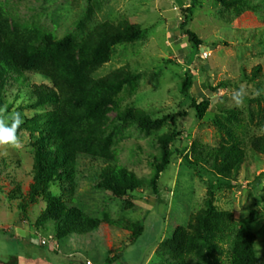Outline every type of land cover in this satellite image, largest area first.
I'll return each instance as SVG.
<instances>
[{
  "label": "rangeland",
  "instance_id": "rangeland-1",
  "mask_svg": "<svg viewBox=\"0 0 264 264\" xmlns=\"http://www.w3.org/2000/svg\"><path fill=\"white\" fill-rule=\"evenodd\" d=\"M0 24L23 40L69 37L72 73L91 83L119 70L135 76L96 115L84 109L90 117L71 135L95 126L86 152L77 146L59 181L35 199L36 153L62 141L45 123L57 108L34 107L33 85H49L47 78L30 74V86L8 79L0 120L10 126L20 113L23 123L18 145L0 144V263L18 256L106 264L122 254L113 264H229L234 244L251 234L256 264H264V0H0ZM112 24L142 34L117 45L108 62L83 66L77 47L87 39L99 43V30ZM188 31L202 45L195 46ZM241 86L246 95L237 106L233 95ZM193 100L210 101L204 119ZM128 109L154 119L177 115L178 124L143 130L121 121ZM167 140L170 164L156 179ZM229 151V162L214 161ZM109 167L132 175L134 190L124 184L122 197L110 191ZM19 187L28 205L24 221L21 202L9 198ZM52 198L99 226L87 221L79 234L57 239L54 221L40 223ZM17 226L32 232L29 241ZM138 227L144 233L131 244Z\"/></svg>",
  "mask_w": 264,
  "mask_h": 264
},
{
  "label": "trees",
  "instance_id": "trees-1",
  "mask_svg": "<svg viewBox=\"0 0 264 264\" xmlns=\"http://www.w3.org/2000/svg\"><path fill=\"white\" fill-rule=\"evenodd\" d=\"M216 1L220 2V0ZM223 3L226 6L232 5L230 2ZM189 14H191V11H189ZM185 18L188 20L187 15H185ZM122 26H114L113 24L103 26L98 32L100 42L97 44L93 39H87L80 43L77 49L79 50L81 64L83 66L91 64L96 68L110 60L112 51L117 45L132 43L140 38L142 33L136 27ZM188 35L195 46L202 45L194 33L188 31ZM35 38L34 40L16 38L3 24H0V106L6 104V84L9 78H15L16 82L30 86L28 75L35 74L47 78L49 85L41 87L33 85L32 94L36 101L34 107L52 105L57 108L52 114H48L45 123L52 128L50 130L55 131L61 137L62 141L49 149L40 148L36 153L33 167L34 184L30 193L32 199L40 195L48 185L59 181L58 179L62 176L64 168L69 165L70 159L75 158V154L78 152L77 146L80 147L79 150L81 151L79 152H86L83 146H86L89 138L96 133L95 126L71 135L76 126L80 125L85 118L90 117V114H85L84 109L89 108L90 113L96 115L101 108L112 104L113 99L135 81V76L126 70L116 71L111 76L94 83H91L86 76L76 75V77L73 74L75 71L70 68V64L75 58L69 48V37L57 42L53 38L41 34L36 35ZM187 90L188 88L185 87L184 91L187 92ZM192 105L199 120L205 118L211 107L209 100H193ZM178 118L177 115H166L154 119L144 110L128 109L121 117V121L124 123H138L141 129L149 131L159 130L165 124L176 127ZM62 135L65 136V139ZM170 145L171 141L168 140L163 143L164 158L158 166L156 179L170 164ZM233 157L234 152L229 151L221 156L217 154L216 157L214 156V161L217 163L222 158L226 164ZM107 171L109 176L105 181L106 185L117 197H122L125 194L124 184L129 185L134 190L131 181L132 175L128 172L116 167H109ZM224 171L225 169L222 172L224 173ZM23 194L22 189L19 187L17 192L11 194L9 198L21 202L18 210L20 218L24 221V219H27L28 205L25 204L26 197ZM48 221L55 222L57 239L67 237L73 232L79 234L78 230L83 228L87 221L93 228H97L100 224L94 220L89 221L81 211L70 208L56 198L48 200L46 209L40 215V223ZM132 229L131 244L144 233L143 227ZM255 242L256 239L253 235H243L239 242L232 247L229 254V264H256L254 257ZM40 245L45 247L42 243ZM121 257L122 254H118L116 260H110L106 264H113L115 261H119ZM0 264L52 263L42 258L32 260L16 256L12 257L7 263L1 262Z\"/></svg>",
  "mask_w": 264,
  "mask_h": 264
},
{
  "label": "clouds",
  "instance_id": "clouds-1",
  "mask_svg": "<svg viewBox=\"0 0 264 264\" xmlns=\"http://www.w3.org/2000/svg\"><path fill=\"white\" fill-rule=\"evenodd\" d=\"M246 93L241 86L238 91L234 92L233 99L237 106L243 103L244 97ZM2 111V109H0ZM23 123V119L20 113H15L12 116L11 125L5 124L2 120H0V144H6L10 146H16L19 144V137L17 135V131Z\"/></svg>",
  "mask_w": 264,
  "mask_h": 264
},
{
  "label": "crops",
  "instance_id": "crops-1",
  "mask_svg": "<svg viewBox=\"0 0 264 264\" xmlns=\"http://www.w3.org/2000/svg\"><path fill=\"white\" fill-rule=\"evenodd\" d=\"M17 229H18V231L22 232L27 238H29L28 241L30 240V238L32 236L31 235L32 232L30 230L25 231L26 229H24V227H20V226H17ZM51 263L54 264V262H51Z\"/></svg>",
  "mask_w": 264,
  "mask_h": 264
},
{
  "label": "built area",
  "instance_id": "built-area-1",
  "mask_svg": "<svg viewBox=\"0 0 264 264\" xmlns=\"http://www.w3.org/2000/svg\"><path fill=\"white\" fill-rule=\"evenodd\" d=\"M202 58H203L204 60H207V59L209 58V54H208L207 52L204 53L203 56H202ZM42 244L45 245V243H44L43 240H42ZM88 264H92V263H88Z\"/></svg>",
  "mask_w": 264,
  "mask_h": 264
}]
</instances>
